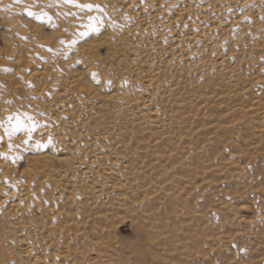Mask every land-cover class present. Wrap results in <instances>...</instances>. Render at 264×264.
Segmentation results:
<instances>
[{"label":"rangeland","instance_id":"obj_1","mask_svg":"<svg viewBox=\"0 0 264 264\" xmlns=\"http://www.w3.org/2000/svg\"><path fill=\"white\" fill-rule=\"evenodd\" d=\"M154 1H135L137 19L125 11L128 0H51L46 7L30 0H0V185L5 186L0 199L11 195L10 202L17 203L18 191L37 189V197L21 201L17 210L0 205L3 235L14 234L18 241L28 233L24 242L38 245L28 259L14 244L6 246L10 264H91L96 254L92 237L76 232L83 218L100 222L96 215L104 211L114 215L112 241L116 254H124L123 245L137 240L128 212H144L135 203L142 190L154 197L155 210L145 212L156 215L153 232H164L153 245V262L146 264H264V111L245 112L256 98L264 100V0L219 1L212 21L226 27L223 38L205 33L191 65L167 54L169 45L149 51L155 68L167 67L176 76L166 74L159 85L145 90L128 61L150 49L148 34L167 30L155 16ZM188 1L195 10L210 11L206 0H165L168 7L162 10L176 11ZM245 13L250 29L241 33L230 21ZM195 21L205 28L211 22L208 16ZM187 26L178 23L172 30L182 34ZM228 53L234 56L228 58ZM221 58L224 66L217 64ZM232 64H238L233 73L226 69ZM70 82L75 87L66 90ZM176 82L184 86L181 95L170 91ZM223 91L233 94L231 100L221 97ZM142 93L153 94L150 105L139 101ZM201 102L208 106L199 109ZM213 123L221 128L208 129ZM68 142L77 146L70 163L83 159L78 168L58 162L68 157ZM44 155L46 168L33 174L36 158ZM141 159L146 167L139 176L118 170L128 163L138 167ZM104 161H115L114 177L132 182L119 189L120 203L112 208L106 205L108 193L95 199L99 188L87 194L81 190L98 177L96 167ZM87 167L89 173L81 174ZM142 183L147 186L140 187ZM243 205L248 212L239 211ZM168 206L176 212L174 218ZM60 207L77 218L71 226L52 218ZM249 218L257 224L247 225ZM32 226L35 233H29ZM192 229L195 247L189 239ZM171 254L177 262L170 261ZM125 264L137 263L130 258Z\"/></svg>","mask_w":264,"mask_h":264},{"label":"bare ground","instance_id":"obj_2","mask_svg":"<svg viewBox=\"0 0 264 264\" xmlns=\"http://www.w3.org/2000/svg\"><path fill=\"white\" fill-rule=\"evenodd\" d=\"M51 0H30L29 4L34 3L36 5H43L44 7L47 6V4L50 2ZM136 0H128V4L125 5V11H129V16L139 19L140 15L138 16V12L137 10H135L137 7L135 6V2ZM165 0H155V6H156V17L162 19V26L167 28V30H164L163 33L156 35V36H152V34H148V36H150L149 42L150 44V49H145V55L140 56L142 54H138L136 56L132 55L129 57V64L132 65L135 69L134 71H136L138 73V76L140 78V80L142 82H144V88H146L145 90H147V88H150L152 86H156L159 85L161 83V77H164L166 74L170 75L171 78L176 76L173 73L175 71L170 72L168 71L167 67H164L163 70H161L160 68H155L153 66V64L151 63L149 56H148V52L149 51H155L158 48H161L163 46H167V54H170L171 56H173L175 58H178L179 60L184 61V63H187V65H191L192 63H194L193 60L194 58H196L197 54L199 53L198 50V45L200 42H202L203 39V35L207 32L213 34V35H220V38H223L222 32L223 30H226V27H223V23L222 22H215L213 23L212 18L214 12H216L217 10H219L220 4L218 5V3H220L219 1L221 0H206V5L209 6L210 11L207 12V10L204 9V11L201 10H195L194 8V4H192L191 2L189 3H185L184 5L179 6L176 11L173 10H168L167 8L163 11L162 6L163 7H168L166 6V4L164 3ZM38 2V4L36 3ZM247 1L243 2L241 1L242 4H245ZM171 5V3H170ZM227 7V5H226ZM208 9V10H209ZM197 11V13H196ZM170 14V15H168ZM195 19H192L193 16H195ZM208 16V20L211 22L209 23V27H202L201 25H199L197 23V21H195L196 19H204ZM210 16V17H209ZM248 16H250L248 13H245V15H243V17H237L234 20L230 21L231 26H235L237 27L238 30H240L241 33L243 32H247L250 29V25H245L246 22H248V20L246 22H244V19H246ZM191 20L192 23L189 24L188 20ZM204 21V20H203ZM178 23L181 24H188L187 26V31L185 33L182 34H177L174 33V30H172V28H174ZM174 24H176L174 26ZM174 26V27H173ZM147 24L143 23V25L141 26V28H145L146 29ZM170 27V29H169ZM147 32V31H145ZM147 46V45H145ZM153 49V50H152ZM166 51V50H165ZM228 58H231L232 55L231 53L227 54ZM226 59L221 58L219 60V66H224ZM181 62V61H178ZM238 67V64L235 65H230L228 66L226 69H228V72L235 71V68ZM182 84L180 83H175V85L170 89V91L172 92H178L179 95H181V93L184 91ZM71 87H75V82H70L68 85L65 86L66 90L71 89ZM180 87V88H179ZM250 87V86H249ZM249 89V88H248ZM40 91V90H38ZM231 92L229 91H223L221 92V97L224 100H231L232 98ZM210 96V95H209ZM139 101H141V103L143 105H150L153 101V94L151 93H142L139 96ZM115 95L111 94L110 97L108 98V100L112 101L114 100ZM208 106V104L206 102H201L198 105L199 109H205ZM260 111H264V100L262 99H257L255 101H253L249 106H247V110L245 112H260ZM62 112V110H59V112H57V114H60ZM150 113V112H149ZM150 117H154L156 118V116H154L152 113H150L149 115ZM191 113L190 111L187 112L186 117H190ZM71 120L70 119L69 122H67L68 124L66 125H70L71 124ZM224 128L222 129H227V126H223ZM220 124H211L209 125L208 129H220ZM66 156L65 158H59L58 162H60L63 165H67V166H71L73 167L74 164H77V166L75 167H80V164H83V159L77 160L76 163H70L71 159L75 160V158L73 157V155L76 153V149L77 146H75L72 142H68L66 147ZM88 149L90 151H88ZM86 149V154L87 151L89 152V154L94 153L92 148H88ZM173 150H170L169 152H167V156L170 155V153ZM93 155V154H92ZM46 159H48V157L41 156L36 158V163H38V165L36 166L35 169H32V171L34 172L33 174L38 175L41 174L44 170V168H46ZM115 161H104L100 164H103V166H97L96 167V172L98 174V177L94 178L92 177L93 182H91V185L82 187L83 189H81L83 192L84 191H88V192H92L95 191L97 188H99L97 191H95L94 193H98L96 197H99L100 194L102 193H108L110 198L109 200L106 201V205H109L111 208L114 205V203H120V199L119 198V194L118 191L121 187H125V185H131L132 182H129L130 184H128V182H126V178H124L122 181L120 178V176H116L114 177V172H113V164ZM70 164V165H69ZM109 164V166H108ZM144 164V159H141V161L139 162V164H137L138 167H136V165L132 166V163H128L125 167H120V169L118 170H122L121 168H125L128 169L126 171H134V177L135 176H139L140 174H142V169H144V167H146ZM150 164V163H149ZM164 165H161L160 167L162 168ZM70 167V168H71ZM87 170L81 174L84 173H89V167L86 168ZM165 171V170H163ZM64 174V172H62ZM47 174L44 176V178H46ZM62 174H59L57 176V178H61ZM131 177V178H134ZM157 178V177H156ZM155 178V179H156ZM142 179H145V177H143ZM141 179V180H142ZM146 180V179H145ZM45 181V180H44ZM105 183V184H104ZM109 183V184H106ZM64 184H73L71 182L66 181ZM143 184V183H142ZM150 184V181L147 182V185ZM105 185H109L107 188H105ZM144 185H146L145 183L140 186V187H144ZM146 185V186H147ZM66 186V185H64ZM4 185L1 184L0 185V191L4 190ZM122 189V188H121ZM37 189H29L27 188H23L21 191H18V194L21 193L18 196V200L17 203L14 202H10V196L11 195H6L1 197L0 199V205L3 204H9L10 208L12 210H17L16 208H18L21 204V201L23 200H32L35 199V197H37ZM72 192V188H70V192L67 195H71ZM156 191H153V193ZM87 194V192H84ZM151 192H148L147 190H142L141 194L142 197L137 198L136 199V204H140L138 206V210H143L144 212L139 214V212H135L134 214H131L132 212H128L129 216L133 219V222L136 225L137 228V240L134 243H126V244H122L123 247L121 248V251L123 250L124 254H116V247L114 244V242L112 241L113 239H115V236H112L113 234H111L112 230H114L113 227V217L114 215L112 214V212H99L96 215V219L100 222H93L92 220L90 221L91 223H89V219H88V215L86 218H83L80 223H82L83 227L78 230L76 232V234H78L79 236L81 235V237L83 238L85 235H88L89 237H92V240L94 242V245L96 247V254L94 255V258H92L90 260L91 264H125L127 262V259L129 260L130 258L133 259V261L137 264H146L147 262H153V260L150 258V255H153L152 250L154 249L155 244H157L160 240V236L162 237V235H164L163 233H157V232H153V227L154 224L152 223V219L156 216L155 214H151L150 216L147 214L145 215V212L148 211H153L156 208L155 203H153V199L154 197H152ZM166 197V199H169L170 196L168 195H164ZM21 197V198H20ZM70 197V196H68ZM152 198L150 201L147 200ZM117 201V202H116ZM149 204V205H148ZM168 208L167 211L169 213H173V218L175 216V211L174 209H172L170 206L166 207ZM50 211H52V209L50 208ZM110 211V210H109ZM157 211V210H156ZM155 211V212H156ZM239 211H243V212H248L249 209H247L246 207H244V205L242 207L239 208ZM14 212V211H13ZM69 213V211H66L65 208L60 207V209H57L53 212V216L52 218H61L63 220L62 224L67 226H71L76 220L77 218L75 217V219H71L69 217V215H67ZM75 213V212H73ZM77 213H75L76 215ZM131 214V215H130ZM157 214V213H156ZM111 215V216H110ZM252 218V217H251ZM251 218H249L247 220V225L249 224H253L256 225L257 223L255 221H251ZM67 219V221L65 220ZM148 221V222H147ZM257 221V220H256ZM261 219H259L257 222H260ZM190 224V223H189ZM174 226V225H173ZM26 227V226H23ZM29 227V225L27 226ZM196 227V226H195ZM29 233H35L37 230L34 226L31 227V229H29ZM193 232L192 235L189 236V239L191 241H193L192 246L195 247L196 241L195 239L193 240V236L196 237L197 233L196 231H194L193 229L191 230ZM199 231V230H198ZM42 234V232H41ZM166 234V233H165ZM15 235L12 234L11 237L7 238L3 235L2 231L0 230V264H10V258L8 257V255H6L7 253L4 252V249L6 246H9L10 244H14L16 247H18L20 250H18L19 255L25 256V259L27 258H31V254L35 253L36 249H38V245L35 246V244L31 243V244H26L24 241L27 239L28 233H26L25 238L18 240L17 238L15 239L14 237ZM204 236V235H203ZM201 237V236H200ZM12 238V239H11ZM168 238V236H167ZM197 239V238H196ZM13 242V243H11ZM155 242V243H154ZM170 246H171V241H168ZM51 244V243H50ZM67 244V243H66ZM49 243H47L45 245V247H48ZM118 245V244H117ZM154 245V246H153ZM101 246V247H100ZM173 246V244H172ZM44 247V246H43ZM100 247V248H99ZM170 250H176L174 248H171ZM197 250V249H196ZM164 251V249H163ZM169 253V251H167ZM69 252H67V250H64V255H67ZM81 257L79 259H83L84 253L85 251H81ZM120 253V252H119ZM173 253V252H172ZM39 254V253H38ZM126 254L131 255V257H126ZM44 253L40 256L37 257H33L32 260L35 262L37 259L39 258H43L44 257ZM51 256V255H50ZM114 256H117L114 258ZM172 258L170 259V261H176L177 259L176 257H173V255H170ZM178 256V255H177ZM70 264H77V261H72Z\"/></svg>","mask_w":264,"mask_h":264},{"label":"snow or ice","instance_id":"obj_3","mask_svg":"<svg viewBox=\"0 0 264 264\" xmlns=\"http://www.w3.org/2000/svg\"><path fill=\"white\" fill-rule=\"evenodd\" d=\"M15 2H16V3H20L21 0H15ZM65 2H66V3H73L74 0H65ZM78 7H88V8H91L92 5H78ZM28 15H29V16H32V15H36V14H35V13H32V12H29ZM45 15H46V14H45ZM37 19H42V16H37ZM49 19H51V18L49 17ZM49 50L51 51V49H49ZM9 119H11V117H10ZM19 124H20V122H19V120H18V121H17V126H19ZM14 127H16V126H14Z\"/></svg>","mask_w":264,"mask_h":264}]
</instances>
